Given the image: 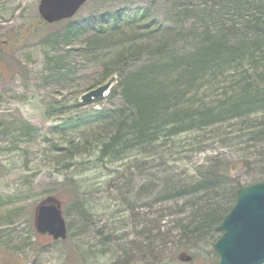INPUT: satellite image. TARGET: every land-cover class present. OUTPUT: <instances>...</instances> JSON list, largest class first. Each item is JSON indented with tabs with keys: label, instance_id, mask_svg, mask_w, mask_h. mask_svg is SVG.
<instances>
[{
	"label": "rangeland",
	"instance_id": "374dc122",
	"mask_svg": "<svg viewBox=\"0 0 264 264\" xmlns=\"http://www.w3.org/2000/svg\"><path fill=\"white\" fill-rule=\"evenodd\" d=\"M38 2L0 0V264H154L136 243L145 245L153 233L144 231L143 219L148 227L152 219L174 225L171 211L158 213L161 206L171 207L161 198L172 193L143 195L144 180L137 178L141 165L157 167L165 149L172 170L184 177L222 153L230 158L227 175L232 180L244 185L264 178V107L216 120L237 99L242 80L250 79L251 62L200 76L199 86L188 90L180 104L193 116L179 128L169 118L155 145H137L131 142L134 135L121 129L125 124L118 128L117 94L107 92L91 101L80 97L107 80L108 66L126 58V70L146 64L153 45L191 51L205 39V30L225 33L220 24L239 30L243 41L249 39L241 33L256 5L250 0H87L73 16L46 23ZM259 5L264 15V0ZM136 10L158 27L156 32L124 16ZM114 18L119 25L106 22ZM259 51L264 55V48ZM115 134L128 140L127 147H104ZM244 157L249 163L243 164ZM48 196L59 202L66 221L63 240L35 229V207ZM216 261L206 245L193 261L176 256L168 264Z\"/></svg>",
	"mask_w": 264,
	"mask_h": 264
},
{
	"label": "trees",
	"instance_id": "16d2710c",
	"mask_svg": "<svg viewBox=\"0 0 264 264\" xmlns=\"http://www.w3.org/2000/svg\"><path fill=\"white\" fill-rule=\"evenodd\" d=\"M250 1L256 8L249 11L245 34L241 33L246 38L250 35L247 40L238 38L239 30L235 32L220 24L218 26L225 30V33L205 30L202 33V37L206 36L205 39L191 51L177 53L166 43H160L150 47V60L138 68L126 70L125 55L122 56L123 59L126 58L122 64L106 68L107 79L113 75L116 77L115 85L111 86L108 93L110 96L117 94L120 97L118 128L125 124L121 129L134 135L131 142L140 146L155 145L159 139L158 133L165 129L169 118L175 120L173 128H179L182 122L193 116L194 111L190 108L181 109L180 104L188 90L199 86L200 76L237 69L243 60L251 62L250 79L247 77L242 80L238 86L239 93L235 95L237 99L229 103V109L219 111L216 120L234 117L242 110L264 107V55L259 54V50L264 48V43H261L264 38V15L259 10V4L263 0ZM124 16L131 18L133 24H138H134L135 26L149 32H156L158 28H152L147 15L140 10ZM109 21L112 26L120 24L118 18L106 22ZM255 44L256 48L253 47ZM206 116L207 113L200 111V117ZM175 134L177 130L168 133L171 136ZM117 135L106 142L104 147L109 150H114L120 145L127 147L128 140L122 141V135L119 138ZM158 146L163 147L162 144ZM167 148L170 149V144ZM164 150L162 149L158 158L157 167L141 165L137 178L144 180L139 190L145 196L153 190H156L157 196H163L166 192L172 193L170 197L161 198L163 201H169L171 207L161 206L160 208H164H159L158 213L161 215L164 210L171 211L174 225L166 227L167 224H162L161 220L155 224L152 219L148 227V220L143 219L144 231L147 234H150V231L153 233L145 245L136 243V249H144L145 251L141 252L144 259L150 258L154 264L158 261L159 264L176 262V254L179 252L189 253L193 261L198 248L212 245L219 236L215 227L236 200L237 189L241 184L227 175L230 158L222 153L211 155L202 164L195 166L194 173L182 177L172 170L175 167L164 158ZM241 159L244 160L243 164L249 163V157ZM241 159L235 160L237 162ZM259 180L264 178L260 177L255 181ZM130 185L128 182L127 188L130 189ZM166 249L168 257L163 256L167 252Z\"/></svg>",
	"mask_w": 264,
	"mask_h": 264
},
{
	"label": "water",
	"instance_id": "95a60500",
	"mask_svg": "<svg viewBox=\"0 0 264 264\" xmlns=\"http://www.w3.org/2000/svg\"><path fill=\"white\" fill-rule=\"evenodd\" d=\"M86 0H39L37 10L47 23L71 17ZM115 76L90 88L81 95V101H91L107 92ZM34 226L38 233L47 234L53 240L67 236V226L59 202L48 196L37 204ZM220 232L212 249L217 254L215 264L264 263V181L241 186L237 198L215 227ZM181 261L191 260V255L180 252Z\"/></svg>",
	"mask_w": 264,
	"mask_h": 264
}]
</instances>
